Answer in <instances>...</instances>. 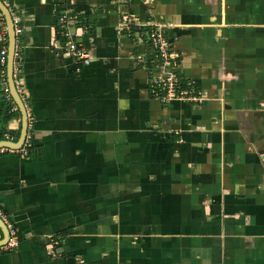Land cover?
<instances>
[{"label":"crops","instance_id":"obj_1","mask_svg":"<svg viewBox=\"0 0 264 264\" xmlns=\"http://www.w3.org/2000/svg\"><path fill=\"white\" fill-rule=\"evenodd\" d=\"M222 1L10 0L30 146L0 148L20 239L0 264H264V0ZM136 24L159 26L198 104L150 94ZM3 101L0 139L16 140L0 84Z\"/></svg>","mask_w":264,"mask_h":264},{"label":"built area","instance_id":"obj_2","mask_svg":"<svg viewBox=\"0 0 264 264\" xmlns=\"http://www.w3.org/2000/svg\"><path fill=\"white\" fill-rule=\"evenodd\" d=\"M5 6L10 11L12 21L14 24V32H15V49H14V63H13V79L15 86L17 88V91L19 92L21 98H23V92L22 88L20 86V80L18 77V74L20 73V37L22 34V28L20 25V17L18 14H16L12 8L10 0H1ZM0 18L3 20V16L0 13ZM58 27H59V33L66 38L64 48L67 51V54L72 57L75 60L81 61L83 63L89 62V54L88 50L83 46L82 44L74 41L72 39L73 31H72V19L67 16L66 14H61L58 17ZM149 29L145 28V24H136L137 31L145 33V37L147 42L149 43L153 53L154 57L152 61H154L153 68H161L162 74H158L156 76L153 75L154 83L156 84V88L152 89V92L155 97L161 98L163 101H168L170 98L174 97H184L185 94H187V90H180V96H175V87L177 86V83L179 81L178 76L176 74V67L178 64L174 62L173 54L177 55L176 50L173 49V47L169 44L168 40L166 39L165 35L161 31L158 25H149ZM0 84L2 87V94L3 98L6 102H8L10 110L12 111H18L17 105L13 101L8 85H7V77H6V60H7V33H6V25L4 22L2 23V33L0 36ZM157 52L159 54H157ZM152 68V69H153ZM166 82L167 84V91L165 95H160L159 91V83L160 82ZM191 100H196L195 97H191ZM198 100V98H197ZM28 116V129L27 134L25 137V140L22 144V146L18 149L23 154L28 153V147L30 146L29 142V123L30 118ZM7 150L13 151V149L5 148ZM0 218L5 223L8 232H9V238L5 242V244L0 246V253L2 251H14L17 249L19 245V235L17 227L13 220L9 219L8 216L4 213L3 209L0 207ZM1 238V233H0ZM54 244H57L56 241H53ZM55 253H53L54 255Z\"/></svg>","mask_w":264,"mask_h":264},{"label":"water","instance_id":"obj_3","mask_svg":"<svg viewBox=\"0 0 264 264\" xmlns=\"http://www.w3.org/2000/svg\"><path fill=\"white\" fill-rule=\"evenodd\" d=\"M0 13L3 16L6 25V33H7V60H6V77H7V85L10 92V95L17 105L18 111L21 115V124H20V131L19 135L16 140H9V139H0V148H9L13 150L19 149L26 137L27 129H28V116L27 110L24 105V102L17 91V88L14 83L13 79V63H14V49H15V32H14V24L12 21V17L10 14L9 9L4 3L0 0ZM0 246L5 244V242L9 238L8 229L0 218Z\"/></svg>","mask_w":264,"mask_h":264},{"label":"trees","instance_id":"obj_4","mask_svg":"<svg viewBox=\"0 0 264 264\" xmlns=\"http://www.w3.org/2000/svg\"><path fill=\"white\" fill-rule=\"evenodd\" d=\"M58 29V28H57ZM146 29H149V27H147ZM60 37V36H59ZM65 39L62 38L61 41L63 43H65L64 41ZM177 53V56L173 59L174 62L176 64H178L180 62V54L178 51H176ZM157 54H159L157 52ZM154 61L151 60V62H149L148 64V68H149V92L151 95H154L153 92H152V89L153 88H156V84L154 83V77H153V72H151L153 66H154ZM176 74L178 76V83H177V86L175 87V96H180V90H187V94L184 95V97L190 101H192V103L194 104H198V100L197 98H199L200 94H199V87L190 79H186L185 77H183L180 72L176 71ZM160 87H159V91H160V95H165L166 94V91H167V84L166 82H160L159 83ZM191 97H195L196 100H191L190 98ZM1 112L4 116L3 120L2 121H7L8 119H10L14 114L13 112H8V105L6 103H4V101L2 102L1 104ZM18 112V111H16Z\"/></svg>","mask_w":264,"mask_h":264},{"label":"rangeland","instance_id":"obj_5","mask_svg":"<svg viewBox=\"0 0 264 264\" xmlns=\"http://www.w3.org/2000/svg\"><path fill=\"white\" fill-rule=\"evenodd\" d=\"M225 2V0H223L222 1V3H224ZM224 5V4H223ZM177 55H175V54H173V57L172 58H174V57H176ZM155 68V67H154ZM156 69H158V72H159V74L161 73L162 74V69L161 68H156Z\"/></svg>","mask_w":264,"mask_h":264}]
</instances>
